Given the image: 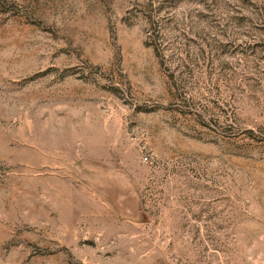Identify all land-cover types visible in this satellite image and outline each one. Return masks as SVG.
I'll list each match as a JSON object with an SVG mask.
<instances>
[{
	"label": "rangeland",
	"instance_id": "rangeland-1",
	"mask_svg": "<svg viewBox=\"0 0 264 264\" xmlns=\"http://www.w3.org/2000/svg\"><path fill=\"white\" fill-rule=\"evenodd\" d=\"M0 264H264V0H0Z\"/></svg>",
	"mask_w": 264,
	"mask_h": 264
}]
</instances>
